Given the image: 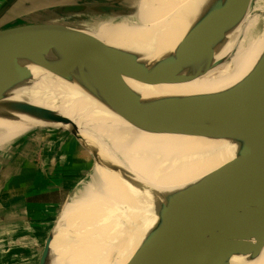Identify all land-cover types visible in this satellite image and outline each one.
I'll return each instance as SVG.
<instances>
[{
	"label": "bare ground",
	"instance_id": "6f19581e",
	"mask_svg": "<svg viewBox=\"0 0 264 264\" xmlns=\"http://www.w3.org/2000/svg\"><path fill=\"white\" fill-rule=\"evenodd\" d=\"M216 1L145 0L137 21L132 17L137 13L138 3L134 5L133 14L126 17L131 19L115 24L101 23L99 26L105 25L98 27L96 33L102 42L153 68L174 56L183 36ZM261 14L250 19L249 11L214 45L211 59L224 63L206 73L210 62L207 56L185 65L182 74L204 71L191 82L152 87L126 78L134 98L158 104L193 100L191 105L179 110V118L192 119L194 124L218 125L193 118L237 89L264 57V10ZM247 27L248 36L240 46ZM251 31L254 35L249 38ZM46 58L54 68L71 70V80L44 70L27 58H20V66L29 70L31 76L18 72L13 75L12 83L2 89L0 147L37 126L47 125L20 111L19 106L24 104L45 107L70 118L75 125H63L68 129L97 128L114 136L110 158L106 159L103 151L95 166L96 180L78 185L68 198L69 216L63 235L58 239L57 255L58 264H127L147 237L161 228L162 212L178 193L238 157L245 141L235 137L138 130L104 101L97 90L92 92L84 85L80 72L88 77L87 59L74 69L70 67L68 55L57 48ZM56 233L57 226L52 231L47 264H53ZM64 249L69 256L62 252ZM229 263L264 264V249L255 259L234 254Z\"/></svg>",
	"mask_w": 264,
	"mask_h": 264
},
{
	"label": "water",
	"instance_id": "95a60500",
	"mask_svg": "<svg viewBox=\"0 0 264 264\" xmlns=\"http://www.w3.org/2000/svg\"><path fill=\"white\" fill-rule=\"evenodd\" d=\"M16 1L9 0L0 15ZM251 4L252 0L216 1L183 36L174 56L153 68L102 42L96 32L73 25L31 23L0 30V101L2 89L12 83L14 74L31 76L29 70L20 66V58L71 80V70L54 68L47 61L50 51L57 48L68 55L72 68L83 65L87 59L88 77L80 70L84 85L92 92L97 90L104 101L138 130L245 141L238 157L178 193L162 212L161 228L147 237L127 264H230L234 254L255 259L264 249V57L237 89L193 118L218 125L181 120L179 110L193 100L174 104L141 102L134 98L126 83V78L152 87L191 82L204 71L182 74L185 65L207 56L210 62L206 73L224 63L211 59L213 47L247 15ZM129 12L120 2L106 1L64 4L50 11L59 18ZM19 109L37 117L46 127L61 129L64 126L55 125H75L70 118L45 107L24 104ZM51 242L52 232L39 264H47Z\"/></svg>",
	"mask_w": 264,
	"mask_h": 264
},
{
	"label": "crops",
	"instance_id": "0c3cea01",
	"mask_svg": "<svg viewBox=\"0 0 264 264\" xmlns=\"http://www.w3.org/2000/svg\"><path fill=\"white\" fill-rule=\"evenodd\" d=\"M8 1L0 0V10ZM43 1L47 0H17L0 15V30L31 23H61L75 17L59 18L50 13L57 5L36 14L34 9ZM63 141L36 132L0 152V264H37L40 248L78 186L76 176L82 169L64 156ZM103 147L98 145V155Z\"/></svg>",
	"mask_w": 264,
	"mask_h": 264
},
{
	"label": "rangeland",
	"instance_id": "374dc122",
	"mask_svg": "<svg viewBox=\"0 0 264 264\" xmlns=\"http://www.w3.org/2000/svg\"><path fill=\"white\" fill-rule=\"evenodd\" d=\"M105 1L106 2H116V3L120 2L122 6L130 9L129 14H133L134 5L138 3L137 13L134 17H132L133 21H137L139 10L142 9V5L144 4L145 0H141V1L140 0H47V1L41 2L39 5L37 4L34 10H36V14H40L46 6H52V5L58 6V5L81 3V2L91 4L95 2L99 3V2H105ZM263 10H264V0H252V4L250 7V19L251 17L262 15L261 13ZM129 14H108L107 16H96L93 14H84V15H77L73 18L64 19L63 21H61V23L65 25H73V26L89 29L91 31L96 32L98 26L101 23L109 22L108 24H115L117 22L127 21L131 18H124V17H128ZM255 25H256V20L254 21L252 28ZM248 27H247L245 34L241 38L240 46L248 36L247 35ZM253 35H254V31H251L249 33V38L252 37ZM46 126H37L35 130L23 136H20L12 140L11 142H16L17 140H20L22 138H29V136H31L32 134L36 132H40V133L43 132L46 134L47 137L55 136L56 138H62L64 140L63 142H65L63 143V146H62V148L64 149L63 152L65 151L64 156L67 157L68 155L69 160H71L74 163H78L79 168L82 169V171H80V174L76 176L79 181L78 185H85L88 182H92L96 180L97 176H96L95 166L102 158L101 152H100V155H98V145L100 144V146L102 145L104 146L103 151L105 153V158L108 159L110 158L109 156H111V152H112L111 147L113 145L115 137L97 128L84 127L82 129L83 131L79 130V132L77 133H72L64 129L66 127L59 129L61 131H57L54 129H58V128H50ZM55 126H63V125H55ZM10 143H7L1 146L0 152H2V150H4V148H6V146H8ZM78 156H79V160H77ZM66 203L63 206L62 212L60 213V216L54 226V228L57 226V233H56V237L54 239L53 246H52L53 257H54L53 264H58V255H57L59 251L58 239L63 235V232L66 228L67 221H68L70 201L68 200L67 206H66ZM67 230L68 229H66V231ZM68 233L70 234L71 232L69 231ZM71 235H73V233ZM43 248L44 247H41L40 250L43 251ZM62 252H65L69 256L67 249L62 250ZM38 257L39 258H37L36 260L37 264H39L41 255L39 256L38 254Z\"/></svg>",
	"mask_w": 264,
	"mask_h": 264
}]
</instances>
